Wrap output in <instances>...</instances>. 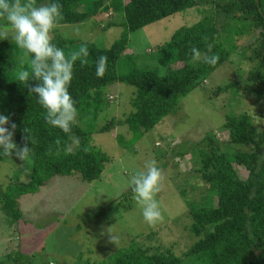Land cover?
<instances>
[{
  "label": "trees",
  "instance_id": "obj_1",
  "mask_svg": "<svg viewBox=\"0 0 264 264\" xmlns=\"http://www.w3.org/2000/svg\"><path fill=\"white\" fill-rule=\"evenodd\" d=\"M44 2L37 0L38 4ZM59 3L62 19L57 24L81 25L100 13L112 12L122 18L123 34L109 48L65 36L52 38L66 56L81 44L88 47V56L81 57L73 66L68 90L75 101L77 117L67 133L45 123L44 110L29 93L35 82H29L26 87L15 80L16 72L27 67L21 50L8 38L0 39V114L9 117L6 127L13 131L17 148L25 144L31 148L30 158L23 160L24 167L16 172L14 183L0 192V210L11 224L22 217L17 200L37 194L52 179L78 174L85 183L97 180L110 157L94 146L93 133H108L124 125L131 138L126 141L118 135L117 143L125 149L137 143L230 58L236 50V36L260 32L259 43L252 50L256 69L249 80L264 90V0H228L218 6L228 28L235 24L233 33L224 38L208 17L190 27L179 28L153 53L152 58L162 73L142 69L129 58L126 53L129 34L196 7L197 0H59ZM193 47L203 54H216L217 63L193 61ZM100 55L107 57V64L103 76L97 77L95 61ZM118 84L133 88L129 111L123 113V119H111L96 130L99 113L106 109V95L112 94ZM229 87L234 93L239 92L237 86ZM259 95L264 96V91ZM11 124L16 125L14 130ZM221 129L224 141L210 133L198 144L178 146L176 154L188 155L197 177L208 186L198 202H186L191 220L189 230L195 242L185 252L180 256L159 248L151 252L134 239L98 263L83 264H264V157L261 154L264 128L256 131L248 115L230 113ZM241 147L246 150H236ZM17 160L14 153L0 155V161L5 163ZM237 168H242L244 174ZM20 174H27V184H16ZM8 258L13 264H33L23 253Z\"/></svg>",
  "mask_w": 264,
  "mask_h": 264
},
{
  "label": "rangeland",
  "instance_id": "obj_2",
  "mask_svg": "<svg viewBox=\"0 0 264 264\" xmlns=\"http://www.w3.org/2000/svg\"><path fill=\"white\" fill-rule=\"evenodd\" d=\"M197 1L198 6L184 13L129 34L126 53L136 66L162 73V68L152 58L153 53L179 28L190 27L203 17L213 20L222 38L233 33L235 24L228 28L225 15L219 13L218 8L228 0ZM121 23L118 14L104 12L81 25L56 23L50 35L109 48L123 34ZM259 36V31L236 36V50L230 58L203 82L202 87L182 98L173 114L128 149L116 139L118 135L126 141L131 138L124 125L108 133H93L94 146L110 157L97 180L85 183L78 174L52 179L37 194L19 198L22 217L14 224L8 222L0 210V264H13L8 255L16 256L17 253L26 255L33 264L98 263L134 239L151 252L158 248L176 256L185 252L195 242L189 230L191 220L186 202H198L208 186L197 177L189 156L176 154L178 146L198 144L210 133L215 139L224 141L221 128L225 116L230 113L248 115L256 131L264 128V96L259 95L264 90L249 80L256 69L252 50L259 43ZM10 37L9 32V41ZM229 85L237 86L239 92L234 93ZM223 87L227 88L217 92ZM112 92L106 95V109L99 113L96 130L111 119H123V113L129 111L133 88L118 84ZM261 152L264 157V147ZM153 160L161 171L159 191L155 194L161 217L148 223L133 198L130 181ZM5 162L0 161V192L13 184L16 172L24 167L23 161ZM237 169L244 174L242 168ZM15 182L27 184L29 177L20 174Z\"/></svg>",
  "mask_w": 264,
  "mask_h": 264
},
{
  "label": "clouds",
  "instance_id": "obj_3",
  "mask_svg": "<svg viewBox=\"0 0 264 264\" xmlns=\"http://www.w3.org/2000/svg\"><path fill=\"white\" fill-rule=\"evenodd\" d=\"M0 19L4 22L0 25V39H7L10 32L11 42L21 50L27 62V67H21L16 72V82L28 87L29 82L34 81L29 87V93L34 95L37 104L44 110L45 123L65 133L69 132L70 125L77 117V109L68 89L74 63L88 56L87 45H79L77 50L66 56L64 49L52 42L50 33L57 21L62 19L59 0H46L40 4L37 0H0ZM191 59H202L205 64L215 65L219 57L216 54H203L193 47ZM106 64V56L97 57V77L103 76ZM6 125H9V117L0 114V155L9 156L14 153L20 161L30 158L31 148L27 144L17 148L13 142V131ZM15 127V124L10 125L12 130ZM160 180L161 171L154 160L146 165L144 171L131 177L133 198L140 206L144 221L148 223L161 217L159 203L155 198Z\"/></svg>",
  "mask_w": 264,
  "mask_h": 264
}]
</instances>
